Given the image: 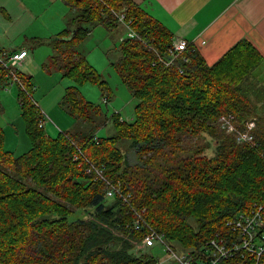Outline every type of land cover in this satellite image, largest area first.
Segmentation results:
<instances>
[{
    "label": "trees",
    "instance_id": "1",
    "mask_svg": "<svg viewBox=\"0 0 264 264\" xmlns=\"http://www.w3.org/2000/svg\"><path fill=\"white\" fill-rule=\"evenodd\" d=\"M65 1L72 14L49 39L53 50L44 66L74 80L61 103L75 122L55 136L40 126L44 114L32 98L36 83L18 71L30 146L22 154L8 149L0 123V264H152L153 255L135 250L145 231L133 227L131 206L174 248L180 244L200 258L207 241L228 232L230 218L264 204V84L253 76L264 55L243 39L213 63L191 45L166 65L173 33L134 0ZM121 15L138 33L122 39L113 63L136 100L129 120L108 116L80 91L91 81L109 94L82 42L95 26L118 28ZM6 72L0 65V81ZM225 112L256 121L260 148L218 130ZM109 120L117 132L97 136ZM203 133L215 137V153L197 148L182 154L184 140ZM125 140L134 163L120 145ZM79 147L84 154L75 159ZM86 158L120 183L128 202L105 195Z\"/></svg>",
    "mask_w": 264,
    "mask_h": 264
},
{
    "label": "rangeland",
    "instance_id": "2",
    "mask_svg": "<svg viewBox=\"0 0 264 264\" xmlns=\"http://www.w3.org/2000/svg\"><path fill=\"white\" fill-rule=\"evenodd\" d=\"M69 8L64 0H0V43L7 49L20 47L28 51L26 59L13 66L12 70L33 76L36 87L32 91V98L45 110L43 112H46V120L49 123L47 131L53 136L61 131L56 125L65 130L64 128L70 129L75 122L73 116L63 108L61 103L67 86L74 84V80L65 77L57 69L49 70L44 66L53 50L49 39L67 25L65 14L66 12L69 15L72 14ZM129 31V27L124 22L113 30L103 25L92 29L82 42V49L91 64L107 80L109 94H104L105 89L95 82L88 81L80 85V91L84 97L100 103L108 116L117 113L127 120L132 119L136 100L129 87L121 80L113 63L118 60L119 45L123 38L129 36ZM18 89L17 81H14L11 76L7 77L6 81H0V123L8 139L7 145L15 154H22L28 150L30 141L25 129V120L21 114ZM12 91L14 92L10 93ZM106 96L108 101L104 100ZM218 130L222 131L220 127ZM116 132L113 122L109 120L104 126L99 127L96 135L107 136ZM120 143L127 152L129 161L136 162V154L129 148V142L125 140ZM183 147L182 154H190L197 148H202L204 153L213 155L216 150L215 137L208 133L197 137L188 136L184 140ZM140 245L141 243L138 242L135 250L140 249ZM174 246L175 251L181 254L182 246L177 243ZM144 252L153 255L161 261V264H182L172 257L166 246L159 243L144 249Z\"/></svg>",
    "mask_w": 264,
    "mask_h": 264
},
{
    "label": "built area",
    "instance_id": "3",
    "mask_svg": "<svg viewBox=\"0 0 264 264\" xmlns=\"http://www.w3.org/2000/svg\"><path fill=\"white\" fill-rule=\"evenodd\" d=\"M122 22L124 16L121 15ZM130 29V28H129ZM129 36H138L136 31L130 29ZM191 43L184 38L172 40L169 48V59L164 60L166 65L173 64L176 59L183 57ZM193 47V46H192ZM28 56L26 49H17L10 51H0V65L7 71L6 76L17 81L18 85H23L18 72L12 70L13 66L22 63ZM187 60V57H185ZM7 79V78H6ZM108 101L107 96L104 97ZM40 120V126L46 123V115ZM218 125L226 133L231 134L235 141L239 144L247 143L256 148H260V143L255 134L256 121L247 119L239 121L237 115L233 112L222 113L218 117ZM79 154H84L79 147L74 158H78ZM264 156V149L261 150ZM87 159V158H86ZM88 172H93L94 177L101 180L105 185V195L108 198L120 196L124 202H128L130 194L125 193L120 183L110 179L104 168L92 160L87 159ZM134 213L133 227L138 230L145 231L141 240L140 249L154 247L156 244H162L167 247L172 257L176 258L182 264H264V204L254 203L250 211L240 212L237 216L227 221L228 232L216 233L206 243L204 255L200 258H194L190 250H181V254L175 251V248L166 240V237L160 231L148 226L143 212L134 206H131ZM152 264H161L160 260H155Z\"/></svg>",
    "mask_w": 264,
    "mask_h": 264
},
{
    "label": "crops",
    "instance_id": "4",
    "mask_svg": "<svg viewBox=\"0 0 264 264\" xmlns=\"http://www.w3.org/2000/svg\"><path fill=\"white\" fill-rule=\"evenodd\" d=\"M134 1L166 25L172 31L174 38H184L189 41L208 63L218 60L228 49L243 39L252 42L264 55V0ZM66 4L68 5L67 2ZM68 15L69 13L66 12L65 23ZM0 48L4 51L23 49L20 47L7 49L1 43ZM253 76L264 84V61L254 70ZM47 122L46 120L44 125L46 130L49 128ZM56 127L63 129L57 125ZM7 143L8 139L5 136V146L12 150Z\"/></svg>",
    "mask_w": 264,
    "mask_h": 264
}]
</instances>
